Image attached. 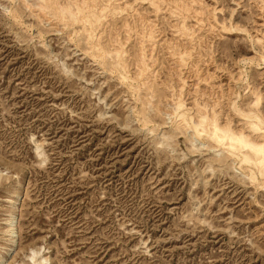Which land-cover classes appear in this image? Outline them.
<instances>
[{
    "label": "rangeland",
    "instance_id": "374dc122",
    "mask_svg": "<svg viewBox=\"0 0 264 264\" xmlns=\"http://www.w3.org/2000/svg\"><path fill=\"white\" fill-rule=\"evenodd\" d=\"M1 262L264 264V0H0Z\"/></svg>",
    "mask_w": 264,
    "mask_h": 264
},
{
    "label": "bare ground",
    "instance_id": "6f19581e",
    "mask_svg": "<svg viewBox=\"0 0 264 264\" xmlns=\"http://www.w3.org/2000/svg\"><path fill=\"white\" fill-rule=\"evenodd\" d=\"M64 10V9H63ZM68 10V8H67ZM65 13V12H64ZM66 15V14H65ZM67 16V15H66ZM69 17V16H68ZM71 18V17H70ZM230 98V97H229ZM203 106V105H201ZM203 111L204 114L199 115V117L203 118L207 124H211L214 127H219L220 130V134L222 135V137L226 138V139H231L233 133L230 127H228L227 125H218L216 122V119L219 115V112L216 110V108L213 105H204L203 106ZM200 118V119H201ZM202 120V119H201ZM203 121V120H202ZM250 128L252 129V131H256L257 128L251 124ZM245 131V130H244ZM244 134V133H243ZM263 146H261L262 148ZM16 221V220H15ZM9 226L11 227L9 230V236H13L16 232H15V227H14V220L13 218H11V220L8 222ZM17 235V234H16ZM0 264H3V262H1Z\"/></svg>",
    "mask_w": 264,
    "mask_h": 264
}]
</instances>
